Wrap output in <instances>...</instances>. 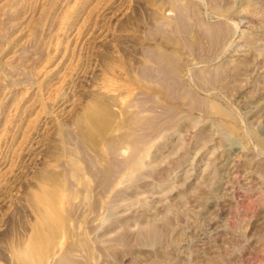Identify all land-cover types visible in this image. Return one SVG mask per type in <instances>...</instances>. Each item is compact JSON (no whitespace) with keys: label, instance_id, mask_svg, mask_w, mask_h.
Here are the masks:
<instances>
[{"label":"rangeland","instance_id":"374dc122","mask_svg":"<svg viewBox=\"0 0 264 264\" xmlns=\"http://www.w3.org/2000/svg\"><path fill=\"white\" fill-rule=\"evenodd\" d=\"M0 264H264V0H0Z\"/></svg>","mask_w":264,"mask_h":264}]
</instances>
